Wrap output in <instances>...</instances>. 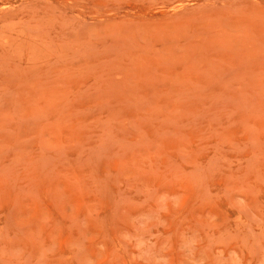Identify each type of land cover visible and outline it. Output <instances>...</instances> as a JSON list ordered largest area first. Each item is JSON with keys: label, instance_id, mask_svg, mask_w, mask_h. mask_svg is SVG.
<instances>
[{"label": "rangeland", "instance_id": "obj_1", "mask_svg": "<svg viewBox=\"0 0 264 264\" xmlns=\"http://www.w3.org/2000/svg\"><path fill=\"white\" fill-rule=\"evenodd\" d=\"M0 264H264V0H0Z\"/></svg>", "mask_w": 264, "mask_h": 264}]
</instances>
